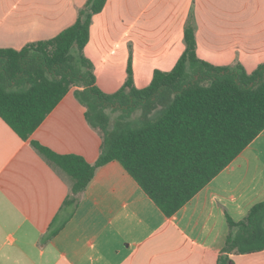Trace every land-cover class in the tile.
<instances>
[{
  "label": "crops",
  "instance_id": "crops-1",
  "mask_svg": "<svg viewBox=\"0 0 264 264\" xmlns=\"http://www.w3.org/2000/svg\"><path fill=\"white\" fill-rule=\"evenodd\" d=\"M86 0H0V48L22 49L75 23ZM193 13L197 54L215 65L264 62V0H107L85 55L97 85L119 90L173 69ZM72 87L28 139L0 116V264H218L229 226L264 202V130L174 215L167 216L119 161L99 167L69 218L73 177L32 141L95 163L103 137ZM65 224L44 240L51 226ZM264 264V250L234 256Z\"/></svg>",
  "mask_w": 264,
  "mask_h": 264
},
{
  "label": "trees",
  "instance_id": "trees-1",
  "mask_svg": "<svg viewBox=\"0 0 264 264\" xmlns=\"http://www.w3.org/2000/svg\"><path fill=\"white\" fill-rule=\"evenodd\" d=\"M106 2L86 0L75 23L53 38L22 49L0 48V116L28 139L77 87L87 120L103 137L97 161L32 141L74 179L63 207L69 209V218L97 169L114 160L172 216L264 130V62L248 72L240 62L215 65L201 59L191 13L184 30L186 47L173 69L155 70L150 84L138 88L130 58L125 83L107 93L97 85L94 64L84 52L93 16ZM117 111L121 113L112 120L111 112ZM227 221L218 264H234L235 255L264 250V202L255 204L244 219L228 216ZM64 225L51 226L43 239Z\"/></svg>",
  "mask_w": 264,
  "mask_h": 264
},
{
  "label": "rangeland",
  "instance_id": "rangeland-1",
  "mask_svg": "<svg viewBox=\"0 0 264 264\" xmlns=\"http://www.w3.org/2000/svg\"><path fill=\"white\" fill-rule=\"evenodd\" d=\"M121 112H115V113H113V112H111V114H112V120H114V119H116V117L120 114ZM140 113V111H137L136 113H134V116L135 115H138Z\"/></svg>",
  "mask_w": 264,
  "mask_h": 264
}]
</instances>
